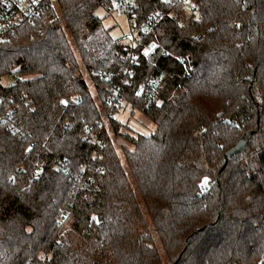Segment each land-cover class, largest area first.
Segmentation results:
<instances>
[{"label": "trees", "instance_id": "16d2710c", "mask_svg": "<svg viewBox=\"0 0 264 264\" xmlns=\"http://www.w3.org/2000/svg\"><path fill=\"white\" fill-rule=\"evenodd\" d=\"M116 1L58 0L0 43V96L18 107L15 130L0 122V264H264V0H194L198 21H161L159 53L137 66L140 77L163 74L161 99L128 100L157 127L130 137L124 160L103 131L94 181L79 189L74 173L94 148L84 125L105 109L108 83L96 75L123 64L96 14ZM139 1L140 21L168 8ZM259 115L218 181L224 153ZM109 123L119 134L120 122Z\"/></svg>", "mask_w": 264, "mask_h": 264}, {"label": "built area", "instance_id": "2783aa9c", "mask_svg": "<svg viewBox=\"0 0 264 264\" xmlns=\"http://www.w3.org/2000/svg\"><path fill=\"white\" fill-rule=\"evenodd\" d=\"M160 3L165 4L168 8L155 7L146 18L139 20V12L141 3L139 0H117V9L124 14L129 21L130 31L125 40L120 42V56L123 64L119 72H114L112 69H105L100 72L99 78L108 83L105 92V112L102 118L95 121V123H86L84 130L88 136H92L94 140V148L90 159L83 164L74 173L76 184L78 188L94 181V173L90 169L92 158H100L102 155L97 145L101 143V134L109 127L110 119L114 114L121 109L122 104L133 97H152V99H161V92L164 87V76L160 73H148L143 77L137 75V66L140 64V58H150L157 55L160 51V42L154 36L157 26L165 18H170L178 26H184L190 22L198 21L200 13L194 0H159ZM57 5L58 0H0V43L11 39L15 35L17 29L34 20L40 13L44 6ZM210 28L195 29L193 34L202 37L204 32L209 31ZM147 52V54H145ZM170 52L162 51L163 56H169ZM177 61L180 65L187 66L188 58L184 55L177 56ZM190 77L191 75L188 74ZM19 74L11 75V82L17 81ZM6 86L9 85L5 84ZM79 98L76 95L75 98ZM14 95L9 97L0 96V122L9 121L14 122V114L18 107L9 104L14 100ZM5 102V106L3 103ZM63 103H68L63 100ZM7 104V105H6ZM17 122L10 123V127L16 129ZM63 167H65L63 165ZM102 167L97 168V172ZM36 176H41V172L36 171ZM208 188L203 186L199 193L206 192ZM72 210L68 209L60 219L61 226H64L71 214Z\"/></svg>", "mask_w": 264, "mask_h": 264}, {"label": "rangeland", "instance_id": "374dc122", "mask_svg": "<svg viewBox=\"0 0 264 264\" xmlns=\"http://www.w3.org/2000/svg\"><path fill=\"white\" fill-rule=\"evenodd\" d=\"M96 14H98L103 19L104 26L109 29L111 36L118 40L119 43L125 40L127 34L130 31L128 18L122 14L116 7L111 10H106L104 7H99L96 10ZM79 57V56H78ZM81 62V59L79 57ZM82 75L86 78L89 88L92 90L93 96L96 100H98L97 95V79L99 81V76L95 77L89 73L83 66L80 69ZM103 81V80H101ZM1 82L5 85L11 82V76L6 75L2 77ZM106 89V88H105ZM101 110L105 112V109L102 107ZM115 120L120 122L119 126V134H114L112 128L109 127L107 129L108 134L111 139L114 140L115 147L120 155V157L124 160L125 151L127 149H132L133 144L130 141V137H135L139 133L142 134H150L155 131L157 125L153 122L149 117H147L139 108L138 105L133 107V104L130 101H126L122 104L120 110H118L114 114ZM70 224L71 221L64 225Z\"/></svg>", "mask_w": 264, "mask_h": 264}, {"label": "water", "instance_id": "95a60500", "mask_svg": "<svg viewBox=\"0 0 264 264\" xmlns=\"http://www.w3.org/2000/svg\"><path fill=\"white\" fill-rule=\"evenodd\" d=\"M255 74H256V69H254V71H253L252 79L255 78ZM260 118H261V115L258 116L256 128H252V129L247 130L245 133H243L239 137L238 141L233 146H231L228 150H226V152L224 153L225 163L220 168V170L218 171V174H217L218 181H219L220 174H221L222 170L225 168V166L228 163L229 158H231V157L235 156L236 154H238L239 152H241L247 146V144L250 140V137L252 135H254L255 133H257V131L260 128Z\"/></svg>", "mask_w": 264, "mask_h": 264}, {"label": "snow or ice", "instance_id": "6c2138e0", "mask_svg": "<svg viewBox=\"0 0 264 264\" xmlns=\"http://www.w3.org/2000/svg\"><path fill=\"white\" fill-rule=\"evenodd\" d=\"M145 54H147V52Z\"/></svg>", "mask_w": 264, "mask_h": 264}]
</instances>
